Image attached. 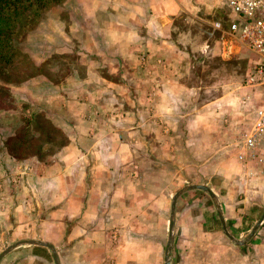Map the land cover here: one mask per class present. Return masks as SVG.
Returning a JSON list of instances; mask_svg holds the SVG:
<instances>
[{
  "label": "crops",
  "instance_id": "1",
  "mask_svg": "<svg viewBox=\"0 0 264 264\" xmlns=\"http://www.w3.org/2000/svg\"><path fill=\"white\" fill-rule=\"evenodd\" d=\"M67 2L72 5L69 16H77L79 22H70L68 33L59 37L67 39L73 49H84V73L72 75L70 88L48 85L41 77L15 86L0 82L11 103L18 101L16 97L21 99L18 103L22 116H12L9 132L0 136V236L5 233L15 238L44 239L39 242L55 249L59 264H66V260L68 264H87L99 254L97 249L93 253L91 239L94 236L96 247L104 225L139 220L133 212L124 219L122 212L123 196L128 189L123 178L128 170L121 166L131 154L118 157V144L125 143V136H133L137 142L145 136L149 140L150 136H183V121L169 122L166 114L172 116L176 108L180 111V96L192 90L186 78L191 60L196 59L195 51L205 52L218 43L205 37L197 42L192 29L204 24L207 20L203 14L214 8L216 12L210 9L213 12L209 25L221 30V22L226 18L227 33L233 15L224 5L218 6L217 0ZM216 23L219 28L214 27ZM143 58L148 65L146 72L136 67V62ZM253 77L263 79L264 84V70L260 77ZM145 92L154 93L152 111L147 113L140 102ZM24 101L29 106H22ZM217 103L214 100L195 107L190 118L194 122L188 123L198 126V131L185 136H212V141L230 136L229 127L227 132L220 131L223 116L220 107L214 108ZM263 105L264 99L257 107ZM209 107L213 114L205 116V108ZM7 111L12 109H0V117ZM37 113H44L51 124L64 132L66 143L47 162L35 157L14 158L7 151L8 140L14 137L12 134L24 117ZM171 123L179 126V131L161 133L158 126ZM95 136H105L115 144L102 156L108 157V165L113 161L115 166L97 167L99 162L93 161L88 168L89 161L100 156L95 146L105 139ZM115 175L119 179L111 178ZM32 224L35 231L25 229ZM50 253L44 246L26 244L10 251L6 262L0 264H51ZM131 259L126 264H141Z\"/></svg>",
  "mask_w": 264,
  "mask_h": 264
},
{
  "label": "rangeland",
  "instance_id": "2",
  "mask_svg": "<svg viewBox=\"0 0 264 264\" xmlns=\"http://www.w3.org/2000/svg\"><path fill=\"white\" fill-rule=\"evenodd\" d=\"M67 1L48 9L41 19L43 23L40 24V20L25 35L20 48L39 66L38 70L44 74L41 76L44 83L70 88L72 75H82L86 68L82 57L84 49L79 46L73 49L67 39L59 37L63 32L68 33L70 22L75 25L79 22L77 16H69L72 5ZM217 5L223 6L222 0H217ZM210 9L209 13L203 14L207 20L205 25L200 24L192 30L197 42L205 37L218 40V43L208 47L205 52L195 51L193 58L196 59L191 60L190 74L186 78V84L192 90L180 96L181 105L177 103V106H181V112L176 108L172 116L171 113L166 114L169 122L183 121L180 126L183 136H150V140L145 136L139 142L133 136H125V143L118 144L115 151L118 157L126 158L131 154V158L121 166L128 170L123 178L128 189L123 196L125 205L122 212L124 219L133 212L136 216L138 214L139 220L133 222L125 219L122 223L104 225L96 247L94 236L91 239L93 253L97 249L99 254L87 264H126L132 262L131 257L141 264H164L170 206L175 195L169 264H264V164L257 160L237 158L242 138L253 122L254 109L264 99L263 79L253 77L254 56L225 32L226 18L221 22V30L209 25L213 12ZM55 48H59V51ZM144 60L136 62V67L146 72L148 65ZM9 96L7 89L1 86L0 109L10 107L12 111L0 117V136L9 132L7 128L13 123L12 116L22 117L18 103L21 99L16 97L18 101L13 104ZM153 96V92L141 94L140 102L146 113L152 111ZM214 100L218 102L214 108L220 107V116H223L220 131L227 132L229 127L230 136H220L219 141H212V136H185L198 131V126L188 123L194 122L190 118L194 115L195 107ZM23 105L27 107L29 103L24 101ZM180 113L181 119L177 116ZM212 114V108H205V116ZM36 115H42L51 124L44 113L24 117L22 124L12 134L18 136L17 142L8 146H19L31 138L22 152L37 153L41 161L47 162L66 143L65 135L51 124L64 137H54L58 134L48 132L44 125L38 127L42 137H37L30 123ZM120 120L124 122V116ZM158 127L161 133L179 131L175 123ZM45 136L51 138L45 139ZM96 137L98 140L105 138ZM117 139H122V136H117ZM109 140L106 137L102 144L95 146L100 156L89 161V169L93 161L99 162L97 167L115 166L113 161L108 165V159L105 160L108 157H102L114 149L115 144ZM27 145L31 146L27 148ZM119 177L111 176L113 179ZM195 186L207 188L211 195L202 189H188ZM258 222L253 234L248 237ZM25 229L35 231L36 227L32 224L25 226ZM20 241L39 242L44 239L15 238L4 233V236H0V253ZM9 252L1 257L0 263L6 262ZM54 252L59 264L55 249ZM65 263L68 264L67 260ZM51 264H54L52 254Z\"/></svg>",
  "mask_w": 264,
  "mask_h": 264
},
{
  "label": "trees",
  "instance_id": "3",
  "mask_svg": "<svg viewBox=\"0 0 264 264\" xmlns=\"http://www.w3.org/2000/svg\"><path fill=\"white\" fill-rule=\"evenodd\" d=\"M65 1L66 0H0L1 83L15 86L27 82L32 78L44 76V74L38 70L39 66L35 65V62L28 54L22 51L20 44L24 40L25 35L37 26L48 9L61 5ZM30 123L33 124L34 134H36L37 137H42L40 136L41 129L38 128L40 125L47 127L48 132H55L58 134V136L54 137H64L63 133L53 127L42 115L34 116ZM47 138L51 137L45 136V139ZM30 139L31 138H29L27 142ZM17 140L18 136H14L8 140V144H14ZM27 142H21L19 146L16 147H14V144L12 148L7 145V151L17 159L35 157L40 160L37 153L27 154L22 152V150H26ZM30 146L31 145H27V148ZM15 151L19 152L15 153Z\"/></svg>",
  "mask_w": 264,
  "mask_h": 264
},
{
  "label": "built area",
  "instance_id": "4",
  "mask_svg": "<svg viewBox=\"0 0 264 264\" xmlns=\"http://www.w3.org/2000/svg\"><path fill=\"white\" fill-rule=\"evenodd\" d=\"M222 4L233 15L227 33L254 56L252 73L260 77L264 70V0H222ZM239 149L238 159L264 164V105L254 109L253 122Z\"/></svg>",
  "mask_w": 264,
  "mask_h": 264
},
{
  "label": "water",
  "instance_id": "5",
  "mask_svg": "<svg viewBox=\"0 0 264 264\" xmlns=\"http://www.w3.org/2000/svg\"><path fill=\"white\" fill-rule=\"evenodd\" d=\"M189 188L202 189V190L206 191L209 195H211L209 193V190H207V188H205V187L195 186V187H188V189ZM176 196L177 195H175L172 198V202H171V206H170V222H169V229H168L167 245H166V249H165V252H164V264H169V262H168V249H169V244H170V241H171V226H172L173 211H174V204H175ZM258 224H259V222L254 226L253 230L249 233L248 237H250L253 234V231L258 226ZM22 244L38 245V246H44V247L48 248L51 251L54 264H58V262L56 260V257H55V252H54L53 247L50 244H43V243H39V242H35V241H20V242H17L15 244H13V245L5 248L0 253V259H1V257L4 254H6L7 252H9L11 249H13L14 247H16L18 245H22ZM239 244H242V242H239Z\"/></svg>",
  "mask_w": 264,
  "mask_h": 264
}]
</instances>
